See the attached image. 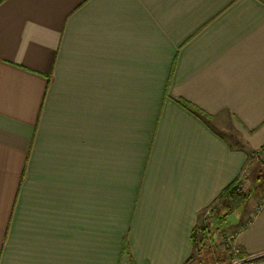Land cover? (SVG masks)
<instances>
[{
  "label": "crops",
  "instance_id": "obj_1",
  "mask_svg": "<svg viewBox=\"0 0 264 264\" xmlns=\"http://www.w3.org/2000/svg\"><path fill=\"white\" fill-rule=\"evenodd\" d=\"M262 145L259 0H0V264H184Z\"/></svg>",
  "mask_w": 264,
  "mask_h": 264
},
{
  "label": "rangeland",
  "instance_id": "obj_2",
  "mask_svg": "<svg viewBox=\"0 0 264 264\" xmlns=\"http://www.w3.org/2000/svg\"><path fill=\"white\" fill-rule=\"evenodd\" d=\"M254 172L256 176L254 175V177L251 179L250 176H252V173ZM257 195H258V199H256ZM234 198L239 199L237 201H240V203L242 202L247 203V202L254 201L255 203L252 206L253 213L258 211L261 205L264 203L263 201V198H264V145L248 153L247 165L243 169L240 179L236 180V182L232 186L231 195L228 197L225 196L224 198H219L212 204V207H214L215 216H214L213 221L210 222L208 231L205 232L206 237L215 236L213 235V233H210V229H212V231L214 230V232L215 231L217 232L218 228L216 229V225H218L219 223L223 221V219L225 218V214H228L229 212L233 211V207L231 206L233 205V203L235 204V202H233ZM205 211L203 212V214L205 213ZM202 216L200 217L199 222H198V225L200 226L202 222ZM234 218H235V215H232L229 221L233 223ZM245 224L246 222L241 223L240 224L241 227L239 226V228H236L235 231L233 232L228 231V230L226 231L221 230L217 232L216 237L213 240V243L216 244L215 240H217L221 234L237 233L240 229L244 228ZM198 225H196V227H198ZM200 226L198 227L196 231L197 235H200L202 232L200 229ZM226 226H227V223H226ZM193 251L194 252L192 253L193 254L192 261L188 262V264H211V257L208 256V253H204V252L198 253L196 250H193ZM219 255L222 260L221 264H225L228 261L226 253L220 252ZM240 258L250 259L247 264H254L255 260L260 258V256L259 255L250 256V257L246 256L243 258L240 256Z\"/></svg>",
  "mask_w": 264,
  "mask_h": 264
},
{
  "label": "trees",
  "instance_id": "obj_3",
  "mask_svg": "<svg viewBox=\"0 0 264 264\" xmlns=\"http://www.w3.org/2000/svg\"><path fill=\"white\" fill-rule=\"evenodd\" d=\"M259 1L264 3V0H259ZM180 103L182 104V106H184V107L190 109L191 111L199 114L200 116L204 117L205 119H207V120L210 119L209 115L204 114L197 107L190 105L188 103H185L183 101H180ZM235 182L236 181H233L228 186H226L223 189L219 198H224L225 196L226 197L230 196L231 191H232V186L234 185ZM197 229H198V227L195 226L194 229L192 230V234H191V242L193 245V249L196 250L198 253H201V252L208 253V256L211 257V264H221L222 260H221V257L219 255L220 252L218 249V245L213 243L211 238H207L205 235V232H202L200 235H197V233H196ZM124 250L127 251V244L126 243H124ZM192 253L188 257V259L184 262V264H188V262L192 261V255H193ZM240 256L242 258L246 257V255L242 252L241 249H240Z\"/></svg>",
  "mask_w": 264,
  "mask_h": 264
},
{
  "label": "built area",
  "instance_id": "obj_4",
  "mask_svg": "<svg viewBox=\"0 0 264 264\" xmlns=\"http://www.w3.org/2000/svg\"><path fill=\"white\" fill-rule=\"evenodd\" d=\"M212 204L207 208V210L203 214L201 226L198 225V227L200 226L202 232L208 231L210 222H212L214 219L215 211L214 207H212ZM237 234L238 232L221 234L216 240V244L218 245L220 252L226 253L227 255L228 261L225 264H247L250 260L240 258V247L237 244Z\"/></svg>",
  "mask_w": 264,
  "mask_h": 264
}]
</instances>
